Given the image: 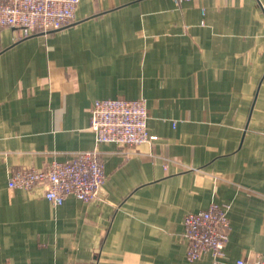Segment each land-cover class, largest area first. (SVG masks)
<instances>
[{
    "label": "crops",
    "instance_id": "1",
    "mask_svg": "<svg viewBox=\"0 0 264 264\" xmlns=\"http://www.w3.org/2000/svg\"><path fill=\"white\" fill-rule=\"evenodd\" d=\"M103 98H145L157 139L98 143ZM93 149L92 202L9 186ZM212 203L230 206L218 264L264 257V0H81L59 30L0 25V264H215L187 259L184 226Z\"/></svg>",
    "mask_w": 264,
    "mask_h": 264
},
{
    "label": "built area",
    "instance_id": "2",
    "mask_svg": "<svg viewBox=\"0 0 264 264\" xmlns=\"http://www.w3.org/2000/svg\"><path fill=\"white\" fill-rule=\"evenodd\" d=\"M81 0H0V25L14 27L22 36L64 28L73 19ZM149 110L145 98L96 99L91 107L90 128L98 143H116L123 150L153 141L148 129ZM107 175L98 149L83 150L64 161L53 160L47 167L21 166L10 175L9 186L32 190L45 187L44 195L55 205L68 196L85 202L101 194ZM228 204L212 203L207 209L185 215L187 259L195 261L211 252L215 264L224 255L229 238ZM236 264H264V257L254 260L240 258Z\"/></svg>",
    "mask_w": 264,
    "mask_h": 264
},
{
    "label": "water",
    "instance_id": "3",
    "mask_svg": "<svg viewBox=\"0 0 264 264\" xmlns=\"http://www.w3.org/2000/svg\"><path fill=\"white\" fill-rule=\"evenodd\" d=\"M100 191H101V193H105V191H104V189L102 188V189H100Z\"/></svg>",
    "mask_w": 264,
    "mask_h": 264
}]
</instances>
